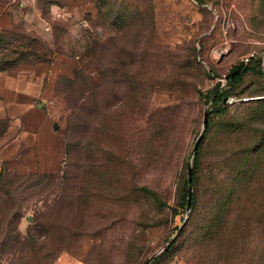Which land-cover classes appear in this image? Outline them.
<instances>
[{
    "label": "rangeland",
    "instance_id": "1",
    "mask_svg": "<svg viewBox=\"0 0 264 264\" xmlns=\"http://www.w3.org/2000/svg\"><path fill=\"white\" fill-rule=\"evenodd\" d=\"M259 98L264 0H0V264H264Z\"/></svg>",
    "mask_w": 264,
    "mask_h": 264
},
{
    "label": "trees",
    "instance_id": "2",
    "mask_svg": "<svg viewBox=\"0 0 264 264\" xmlns=\"http://www.w3.org/2000/svg\"><path fill=\"white\" fill-rule=\"evenodd\" d=\"M250 72H255V73H262L263 72L262 61L260 59L256 58L255 55H252L248 62H242L241 64L233 67V70L225 76V80H226L225 83H223L222 81H218L212 90H210L206 93H204V92L200 93V97L205 100V103L207 105L212 106V109H210V107H208L206 109V111H208V125H207L205 132H204V136H203L202 140L200 141V144H199L197 151L195 152L194 156L191 157V159H190L192 161V163L190 161L187 164V166H188L187 175H186L185 179L183 180L181 187H180V190H179L178 208H181V210L185 214H187V205L189 203L190 187L192 188V193H191L192 201H191L190 213L197 206L198 195H197V191L195 192V188H197V186L199 184V178H200V165H201V160H202V145L204 143L205 135L211 129V123H210L211 114H213V113L225 114V112H226L225 107H226L227 99L234 95V92L237 90V88L239 87L240 83L242 82V80L244 79L246 74L250 73ZM253 100H259V101H255V102H261V101L264 102V98L253 99ZM258 115L264 116V111L258 112ZM189 167L192 168L191 182L189 181V172H188ZM142 190L146 193L151 194V195H155L152 190H150L146 187H142ZM158 204L162 207L168 206L167 203L162 202L160 200H158ZM175 242H176V240L171 243L169 248H167L166 250H164L163 252L160 253L161 257L164 256L168 251H170L173 248V246L175 245ZM160 254H158V255H160ZM158 255H156L148 264H150L151 262L152 263L157 262L160 258V257H157ZM147 261H149V260H147Z\"/></svg>",
    "mask_w": 264,
    "mask_h": 264
},
{
    "label": "water",
    "instance_id": "3",
    "mask_svg": "<svg viewBox=\"0 0 264 264\" xmlns=\"http://www.w3.org/2000/svg\"><path fill=\"white\" fill-rule=\"evenodd\" d=\"M207 125H208V111H205L204 120H203V130L201 132L200 137L197 139V141L195 143V146H194V148H193V150L191 152V157H193L195 152L197 151V149L199 147V144H200V141L202 140V138L204 136V132H205V130L207 128ZM191 171H192V168L189 167L188 172H189V181L190 182H191ZM191 193H192V188L190 187V196H189V203L187 205V214H190V211H191V201H192ZM186 220L187 219H185V221H184V225L186 224ZM182 229H183V227H181L179 229V232L175 235V237L170 242H168L167 245L158 254H160L161 252H163L164 250H166L167 248L170 247L171 243L174 242L177 239V237L180 235V233L182 232ZM158 254H156V255H158ZM156 255L152 256L149 259V261H147L145 264H148Z\"/></svg>",
    "mask_w": 264,
    "mask_h": 264
},
{
    "label": "built area",
    "instance_id": "4",
    "mask_svg": "<svg viewBox=\"0 0 264 264\" xmlns=\"http://www.w3.org/2000/svg\"><path fill=\"white\" fill-rule=\"evenodd\" d=\"M249 59H250V57H246V58L244 59V61H245V62H248Z\"/></svg>",
    "mask_w": 264,
    "mask_h": 264
}]
</instances>
